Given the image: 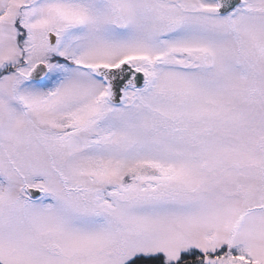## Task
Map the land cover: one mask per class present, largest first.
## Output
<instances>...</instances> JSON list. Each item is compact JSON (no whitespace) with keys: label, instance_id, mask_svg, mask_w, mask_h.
<instances>
[{"label":"snow or ice","instance_id":"snow-or-ice-1","mask_svg":"<svg viewBox=\"0 0 264 264\" xmlns=\"http://www.w3.org/2000/svg\"><path fill=\"white\" fill-rule=\"evenodd\" d=\"M0 264H264V0H0Z\"/></svg>","mask_w":264,"mask_h":264}]
</instances>
